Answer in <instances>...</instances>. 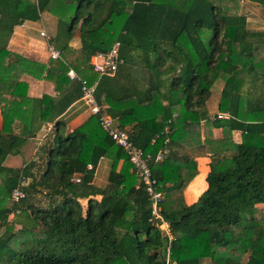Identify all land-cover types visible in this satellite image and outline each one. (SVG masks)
I'll return each instance as SVG.
<instances>
[{"label": "trees", "instance_id": "obj_1", "mask_svg": "<svg viewBox=\"0 0 264 264\" xmlns=\"http://www.w3.org/2000/svg\"><path fill=\"white\" fill-rule=\"evenodd\" d=\"M243 1L0 0V264H165L167 246L175 264H264V30L247 27ZM43 13L56 18L60 58L42 62L9 49L15 27ZM117 41L123 62L114 76L100 75L91 58ZM138 57L145 68L139 77ZM25 75L53 82L56 96L30 97ZM83 80L97 82V102L153 156L171 240L153 223L146 186L99 116L68 130L62 115L82 97ZM218 82L217 111L208 115ZM47 122L54 134L41 146L45 169L35 175L34 159L5 165ZM160 150L167 153L155 161ZM203 155L210 170L203 162L188 193L199 179L208 186L188 204L185 189ZM103 158L109 173L98 187ZM23 179L26 197L15 203L11 194ZM40 190L50 198L46 206L30 198ZM80 199H88L86 211ZM17 209L25 219L9 221Z\"/></svg>", "mask_w": 264, "mask_h": 264}, {"label": "crops", "instance_id": "obj_2", "mask_svg": "<svg viewBox=\"0 0 264 264\" xmlns=\"http://www.w3.org/2000/svg\"><path fill=\"white\" fill-rule=\"evenodd\" d=\"M242 7H243L242 8L243 12L247 16V27L251 29L264 30V13L261 14L264 6L258 3L246 0V1H243ZM44 14H47V13H44ZM44 14H42V18ZM41 20H44V19H41ZM35 22L37 21H26L22 25H18L15 27L14 33L9 42V49H11L12 51L21 53L27 57L36 59L38 61L48 62L50 59V53L47 48V41L44 37L38 36L37 32L38 31L40 32L42 30L41 29L42 26L39 28L35 27L34 26ZM71 45H73L75 48L80 46V41H79L78 36H76L71 41ZM23 79L29 83L28 95L30 97L40 98L45 93L50 94L52 96H56V91H55L53 82L48 81V80L36 79V78L27 76V75H25ZM219 95H220V92H219ZM90 115H91L90 110L85 105L84 101L81 98H79L75 102H73L69 106V108L63 113L62 118L66 120L67 128L69 131H71L75 127L83 123ZM16 126H17V129L15 128V133L18 134L20 133L19 125H16ZM2 128H3V116H2L1 109H0V131L2 130ZM214 132L216 136H220L221 134L220 129H216ZM49 134H51L50 138H52L54 134V122L43 123L40 130L36 134V136L31 135L27 138H32L34 141L36 140L42 141L43 140L42 137L49 136ZM234 138L236 141H240L241 133L239 131H235ZM20 154L9 155L7 159L5 160V165L10 166V167H16V168L22 167L26 160L20 158ZM197 161H198L199 174L190 182V184L185 189V199L188 204H192L196 202L199 196L206 190L208 186L206 180H204V183L202 185L203 180L199 179L197 183V187H198L197 189L201 187L202 188L198 192L195 193V190L197 189L196 187L195 188L193 187L192 191L188 193V188L191 186V184L196 182V179L200 176V174H202L201 169H202L203 162H206L204 163L203 167L208 168V171L210 170L209 164H210L211 158L209 156H204V155L198 156ZM106 166H108L109 168L110 166L109 161L105 158L101 159V161L99 162L97 166L96 173L100 167L105 168ZM260 205H264V204H259L258 206ZM15 218L21 219V216L13 214V215H10L8 219L9 221H12ZM17 226H18L17 228L21 227L20 224H17Z\"/></svg>", "mask_w": 264, "mask_h": 264}, {"label": "built area", "instance_id": "obj_3", "mask_svg": "<svg viewBox=\"0 0 264 264\" xmlns=\"http://www.w3.org/2000/svg\"><path fill=\"white\" fill-rule=\"evenodd\" d=\"M41 36H43L47 41V48L50 53V56L54 59L60 58L61 52L56 48L53 36L50 35L46 30L40 31ZM120 47L121 44L119 41L114 43L111 49L107 52H97L91 58V64L95 72L100 75L114 76L118 70V66L123 62V59L120 57ZM69 75L74 78L76 76L73 70L69 71ZM82 85V97L85 105L90 110L91 114L98 115L103 129L109 134V136L126 152L129 157L130 162L133 164L134 169L143 184L146 186V192L148 193L152 201V221L160 226L165 233L168 234L169 239L171 240L172 236L169 230V225L166 223L165 219L161 215V202L164 198V194L161 191L155 189L156 180L151 176V169L149 162L152 159L151 154L145 153L142 149L136 147L131 141L129 133L126 129L121 128L117 123V120L113 118L107 111L106 105H101L97 102L95 98V90L97 82L92 85L83 80ZM167 152L160 150L155 156V161H162ZM88 168H92V165L89 164ZM80 177H75L76 182H80ZM26 184V180L23 179L17 188H15L11 194V200L15 203L20 202L26 197V192L23 186ZM17 209L13 215L18 213ZM165 264H175L171 259V250L170 246L166 248V258Z\"/></svg>", "mask_w": 264, "mask_h": 264}, {"label": "rangeland", "instance_id": "obj_4", "mask_svg": "<svg viewBox=\"0 0 264 264\" xmlns=\"http://www.w3.org/2000/svg\"><path fill=\"white\" fill-rule=\"evenodd\" d=\"M263 13H264V8H263L261 14H263ZM42 19H44V20H40V21L35 22L34 26L37 28L42 26V28H41L42 30L44 29L50 35L54 36V34L56 32V20H55L56 18L50 14H44ZM37 33H38V36H41L39 31ZM136 56H138V53L135 54V57ZM138 62H139V65H137L136 69H137V76L139 77L142 75V70L145 68L143 67L144 63L140 62V58L138 59ZM132 65L133 64H129V65L125 64L124 67L126 70H130ZM135 85L137 86V84H135ZM221 86H222V83L218 82L212 90V96L208 100L207 108H206L208 115H212L213 113H215L217 111L219 92L221 90ZM133 90H134V88H133ZM16 129H17V126H16ZM50 136H51V134H49V136L42 137L43 138L42 141L41 140L40 141H38V140L34 141L32 138H28V140L25 142V144L21 148L20 158L25 159L26 161H29L32 159L36 160L37 166H35L33 169L35 175L36 174L39 175L45 169L46 157L40 158L39 156L41 155V150H42L41 146L50 141L49 140ZM39 168H40V170H39ZM108 173H109L108 166H106L105 168L100 167L99 170L97 171V173H95L96 175H95V179L93 180V183L98 187L104 186L107 182ZM76 177H79V175H77ZM30 198L33 201V203H35L39 206H42V205L46 206L48 201H49L48 200L49 197L42 190H40L37 193H33V196H30ZM95 198L99 199L100 196H96ZM59 200H60L59 197L55 199V201H59ZM79 201L83 207V210L86 211V209L88 207V199H80ZM258 214L261 216H264V205L258 206ZM19 216H21V219L22 218H23V220L25 219L24 215L20 214ZM17 227L18 226L15 225V228H17ZM1 230H4V226L1 228Z\"/></svg>", "mask_w": 264, "mask_h": 264}, {"label": "water", "instance_id": "obj_5", "mask_svg": "<svg viewBox=\"0 0 264 264\" xmlns=\"http://www.w3.org/2000/svg\"><path fill=\"white\" fill-rule=\"evenodd\" d=\"M29 136H31V135H27V137H29Z\"/></svg>", "mask_w": 264, "mask_h": 264}]
</instances>
